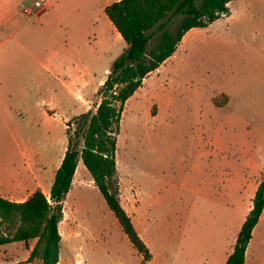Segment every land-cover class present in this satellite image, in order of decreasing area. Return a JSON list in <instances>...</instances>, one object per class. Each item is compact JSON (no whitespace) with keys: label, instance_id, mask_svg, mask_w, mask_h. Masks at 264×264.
<instances>
[{"label":"rangeland","instance_id":"1","mask_svg":"<svg viewBox=\"0 0 264 264\" xmlns=\"http://www.w3.org/2000/svg\"><path fill=\"white\" fill-rule=\"evenodd\" d=\"M44 1L0 0V194L15 197H50L67 124L74 131V119L97 111L98 90L128 47L105 13L118 0ZM229 8L190 30L122 113L120 200L151 259L80 160L59 264H226L264 180V0ZM36 242L0 247V264H40L28 262ZM245 264H264V211Z\"/></svg>","mask_w":264,"mask_h":264},{"label":"trees","instance_id":"2","mask_svg":"<svg viewBox=\"0 0 264 264\" xmlns=\"http://www.w3.org/2000/svg\"><path fill=\"white\" fill-rule=\"evenodd\" d=\"M236 0H118L105 9L109 21L127 43V49L113 63L111 72L98 90L97 111H88L68 123V147L48 198L41 190L24 202L0 196V247L36 240L28 262L59 264L64 218V200L82 160L95 186L125 234L146 261L151 254L135 229L120 200V180L116 167L117 136L127 101L175 53L183 37L192 29L205 28L230 14ZM178 17L174 29L169 21ZM264 211V180L253 198L233 252L226 264H245L246 250Z\"/></svg>","mask_w":264,"mask_h":264},{"label":"crops","instance_id":"3","mask_svg":"<svg viewBox=\"0 0 264 264\" xmlns=\"http://www.w3.org/2000/svg\"><path fill=\"white\" fill-rule=\"evenodd\" d=\"M37 1H39V0H36V2ZM6 11H8V9L7 8H4V7H1L0 8V14H2L3 13V16H0V24L2 23V21H3V18H4V13L6 12ZM78 167H79V164H78ZM78 167H77V170H76V173H75V176H76V174H78ZM75 176H74V178H75ZM76 181H75V179L73 180V185H74V183H75ZM44 193V192H43ZM45 194V193H44ZM46 195V194H45ZM0 196L1 197H3V198H6V199H8V200H10V201H12V202H24L25 200H27L30 196H25V197H15V196H10V195H7V194H0ZM47 196V195H46ZM48 197V196H47ZM49 198V197H48Z\"/></svg>","mask_w":264,"mask_h":264},{"label":"built area","instance_id":"4","mask_svg":"<svg viewBox=\"0 0 264 264\" xmlns=\"http://www.w3.org/2000/svg\"><path fill=\"white\" fill-rule=\"evenodd\" d=\"M44 2H45L44 0H40V1L35 2L34 8H37V9L43 8Z\"/></svg>","mask_w":264,"mask_h":264},{"label":"water","instance_id":"5","mask_svg":"<svg viewBox=\"0 0 264 264\" xmlns=\"http://www.w3.org/2000/svg\"><path fill=\"white\" fill-rule=\"evenodd\" d=\"M107 80V77H105V81Z\"/></svg>","mask_w":264,"mask_h":264}]
</instances>
